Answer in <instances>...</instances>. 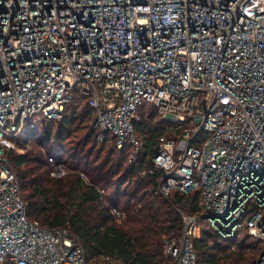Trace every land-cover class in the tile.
Listing matches in <instances>:
<instances>
[{"label":"built area","instance_id":"1","mask_svg":"<svg viewBox=\"0 0 264 264\" xmlns=\"http://www.w3.org/2000/svg\"><path fill=\"white\" fill-rule=\"evenodd\" d=\"M76 95L130 163L145 105L171 133L154 147L155 193L199 191L203 210L178 209L168 264H198L209 231L255 239L264 264V0H0V264H89L69 228L29 219L8 156Z\"/></svg>","mask_w":264,"mask_h":264},{"label":"trees","instance_id":"2","mask_svg":"<svg viewBox=\"0 0 264 264\" xmlns=\"http://www.w3.org/2000/svg\"><path fill=\"white\" fill-rule=\"evenodd\" d=\"M141 117L136 133L144 146L134 163L129 146L117 149L114 137L91 126L92 110L80 95L62 120L41 122L9 151L29 219L49 229L69 228L89 264H168L165 239L182 231L178 209L193 215L203 210L199 191H174L168 200L155 193L161 172L152 163L154 147L171 133L153 109ZM50 158L64 165L66 176H51ZM114 208L122 211L121 221ZM194 249L198 264H253L261 255L255 239L244 234L226 241L213 231L196 239Z\"/></svg>","mask_w":264,"mask_h":264},{"label":"rangeland","instance_id":"3","mask_svg":"<svg viewBox=\"0 0 264 264\" xmlns=\"http://www.w3.org/2000/svg\"><path fill=\"white\" fill-rule=\"evenodd\" d=\"M145 111H147V114L151 111V107H150V105H145V107L142 108L141 112H145ZM32 122H33V123H37V119L34 118ZM40 125H41V124H40ZM42 128H43V129H47V127H45V125H43ZM17 150H18V149H17ZM238 251H239V250H238ZM250 261H251V259L248 258V262H247V263H249Z\"/></svg>","mask_w":264,"mask_h":264}]
</instances>
